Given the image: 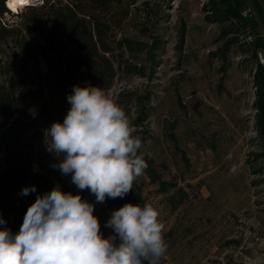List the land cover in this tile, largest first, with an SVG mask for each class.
Segmentation results:
<instances>
[{"label": "rangeland", "instance_id": "obj_1", "mask_svg": "<svg viewBox=\"0 0 264 264\" xmlns=\"http://www.w3.org/2000/svg\"><path fill=\"white\" fill-rule=\"evenodd\" d=\"M204 1L127 0L129 15L114 30L116 40L149 45L158 37L161 48L149 76L146 50L125 51L110 90L119 104L150 94L148 117L133 135L140 137V151L155 161L162 179L176 184L161 193L140 177L143 205L151 203L164 225L168 249L161 264H264V172H256L264 158L254 159L260 151L253 130L254 60L238 45L222 59L219 49L231 35L221 39L220 26L205 20ZM254 10L251 17L264 36ZM5 18L20 21L11 12ZM41 38L38 31L30 42ZM0 49L3 62L16 63L12 41ZM125 64L144 67V74ZM3 78L0 74V82ZM128 107L134 115V105ZM42 149L38 143L34 153ZM94 205L107 238L113 233L105 227L108 208L95 200Z\"/></svg>", "mask_w": 264, "mask_h": 264}, {"label": "trees", "instance_id": "obj_2", "mask_svg": "<svg viewBox=\"0 0 264 264\" xmlns=\"http://www.w3.org/2000/svg\"><path fill=\"white\" fill-rule=\"evenodd\" d=\"M7 0H0V45L12 41L17 58L15 64L3 62L0 55V219L12 232L20 230L28 207L37 195L49 193L59 185L65 193H79L82 199L94 204L95 196L90 190H79L71 182V174L64 176L58 168L60 159L47 151L50 139L46 130L55 122L63 123L71 105L67 97L73 86L88 84L110 90L116 77V68L122 66L118 57L125 51L146 50L150 66L146 76L152 74L156 51L161 39L154 37L149 45L129 38L116 40L114 30L128 17L127 0H43L41 5L27 4L22 10L11 12L19 18L9 23ZM246 0H205L202 11L205 20L220 26L219 37L231 35L219 52L222 59L231 46L238 45L254 60V133L260 151L254 159L264 158V67L256 61V51L264 49V36L256 29L252 17H242ZM260 24L264 27V4L256 5ZM41 32L42 38L31 43L32 35ZM252 35L253 42L241 43L240 37ZM185 32L180 33L179 46L184 42ZM1 52V49H0ZM126 68L144 74L143 68L125 64ZM150 94L129 97L120 102L135 130L143 128L148 117ZM129 104L135 107L131 112ZM38 143L43 149L36 153ZM148 164L144 175L161 193L176 188V184L162 179L152 158L145 155ZM264 172V165L257 169ZM35 186V192L23 195L25 187ZM105 205L109 216L125 204L142 206L144 197L140 177L133 189L123 198H107Z\"/></svg>", "mask_w": 264, "mask_h": 264}, {"label": "clouds", "instance_id": "obj_3", "mask_svg": "<svg viewBox=\"0 0 264 264\" xmlns=\"http://www.w3.org/2000/svg\"><path fill=\"white\" fill-rule=\"evenodd\" d=\"M67 100L71 107L63 123L46 130L47 151L61 158L51 167L71 174V182L90 190L96 203L123 198L148 167L134 125L111 90L74 85ZM35 191L25 187L22 194ZM94 208L59 185L37 195L18 233L0 229V264H161L168 244L151 203L112 211L105 227L113 233L107 238Z\"/></svg>", "mask_w": 264, "mask_h": 264}, {"label": "built area", "instance_id": "obj_4", "mask_svg": "<svg viewBox=\"0 0 264 264\" xmlns=\"http://www.w3.org/2000/svg\"><path fill=\"white\" fill-rule=\"evenodd\" d=\"M264 4V0H246V4L241 11L242 17H251L254 14V8L256 5ZM16 13V12H15ZM254 37L252 35L240 37V42L249 44L253 42ZM256 61L259 65L264 67V49H258L256 51Z\"/></svg>", "mask_w": 264, "mask_h": 264}, {"label": "bare ground", "instance_id": "obj_5", "mask_svg": "<svg viewBox=\"0 0 264 264\" xmlns=\"http://www.w3.org/2000/svg\"><path fill=\"white\" fill-rule=\"evenodd\" d=\"M36 1L38 0H27V3L20 4V3H15L14 0H7L6 7L9 9L10 12H17L20 7L25 6L27 4H33Z\"/></svg>", "mask_w": 264, "mask_h": 264}, {"label": "snow or ice", "instance_id": "obj_6", "mask_svg": "<svg viewBox=\"0 0 264 264\" xmlns=\"http://www.w3.org/2000/svg\"><path fill=\"white\" fill-rule=\"evenodd\" d=\"M15 3L25 4L27 0H14Z\"/></svg>", "mask_w": 264, "mask_h": 264}]
</instances>
